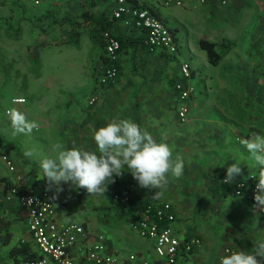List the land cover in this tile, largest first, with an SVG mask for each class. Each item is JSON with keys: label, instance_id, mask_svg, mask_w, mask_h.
<instances>
[{"label": "crops", "instance_id": "0c3cea01", "mask_svg": "<svg viewBox=\"0 0 264 264\" xmlns=\"http://www.w3.org/2000/svg\"><path fill=\"white\" fill-rule=\"evenodd\" d=\"M139 2L175 32L179 51L176 55H171L162 49L151 51L143 45H134L127 53L120 55L118 79L115 82L103 83L99 80V76L105 69L102 57L105 51L89 33H85L78 44L61 41L66 32L72 29L70 23L65 24L67 18L78 17L85 11L99 10H107L111 16L114 1L108 5L103 3L93 7L87 0H42L39 5H36L34 0H0V25L6 22L2 18V8L10 5L11 8L22 13L16 24L22 19L25 30L36 33L38 40L52 37L50 36L52 32L62 38L57 41L55 49L58 53L64 52L65 56L57 64L55 77L46 78L44 85L56 86L55 92L58 93L66 87L76 88L80 83L78 80L80 76H85L89 80L87 84L89 97H76L74 94L63 95V93L60 96L55 95L54 99L49 97L48 100L43 94L37 95L35 103L42 105L35 108L34 103H31L28 110L24 109L26 118L38 120L39 130L46 128L41 131L42 135L52 133L51 124L56 121L55 134L69 135L68 142L72 147L89 151L96 148L92 139L94 131L107 123L121 119L135 122L141 129L149 132L157 142L167 143L172 150V158L184 162V171L180 178L169 176L167 183L159 189L152 190L139 187L137 181L127 171L124 172L123 179L125 182L134 183L137 186L136 193L142 198L160 203L169 202L173 205L176 221L172 226L178 236L181 238L199 236L202 239V246L188 255L184 264H219V257L224 254L225 249L249 251L254 249L257 242L264 241V212L256 207L255 201L246 196H235L232 191L226 194L212 192V188L216 186L213 181L214 172L233 162H244L241 164L240 176L250 172L258 174L257 166L241 141L250 139L258 133L264 134V127H251L241 120L232 122L234 118H230V112L224 109L223 100L218 101L220 88L226 85L228 78L221 71L222 62L214 65L215 68H219L217 72H210L212 66L206 63L207 53L203 49V52L199 51L201 48L195 43L184 41L181 27L171 25L169 16L158 9L159 2L154 0H139ZM192 5L196 6L194 2ZM47 12H51L52 15L39 20L40 16ZM55 18L64 21V24L54 26ZM34 21L38 26H32ZM113 29L116 34L126 35L130 39L135 38L133 31L135 28L127 25L125 21L115 20ZM184 44L186 46L182 50ZM44 45L49 46L52 43H43L42 47ZM35 46L32 47L30 65L40 67L43 60L40 56L35 57ZM184 62L191 65L192 84L196 87V93L189 101L188 120L181 122L178 117L179 100L175 84L180 79L181 64ZM229 78L234 81L236 79L231 75ZM227 85H230L228 81ZM92 96H96L93 102H91ZM47 101L53 105L51 109L49 108V112L58 110L60 114L46 115L44 102ZM211 107L215 108V111H209ZM240 128L245 132L240 131ZM15 173L4 176L0 172V188L3 184L1 179L5 177L15 179ZM108 186L111 193H114V185L110 183ZM0 194L4 195L5 191H0ZM52 196L56 209L58 199ZM166 196L172 199H166ZM11 203L13 206L17 205V199L13 198L12 201L7 202V205ZM56 213L61 221L67 222L59 215L58 210ZM21 225V223L13 224L14 231L12 226L13 238L7 244L12 249L18 243V240H14V236L32 241L26 223L23 224L24 226ZM128 227L129 229L124 227L113 237H106L108 252L123 259L137 254L155 264H160L153 250V243L140 237L136 231ZM129 230L146 242L140 243L132 234H128ZM87 231L90 235H97L90 229L89 223H87ZM89 244L90 242H84L76 247L78 264H95L88 262L85 257ZM213 246L215 250L210 254V247ZM11 251L8 252L10 259ZM260 264H264V260H261Z\"/></svg>", "mask_w": 264, "mask_h": 264}, {"label": "rangeland", "instance_id": "374dc122", "mask_svg": "<svg viewBox=\"0 0 264 264\" xmlns=\"http://www.w3.org/2000/svg\"><path fill=\"white\" fill-rule=\"evenodd\" d=\"M154 1L158 3L157 0ZM190 3L182 8L166 7L161 4H157V7L169 16L171 25L181 27L182 36L186 43H195L199 47L197 43L202 38L218 43L222 40L235 42V47L221 63V71L228 78L226 85L220 88V95L218 96L220 100L218 101L223 100L224 109L230 112V118H234L232 122L241 120V122L247 123L251 127L263 128L264 0H233L227 6L220 5L219 0H217L215 14H212V1L205 5L196 6L192 5L193 2ZM1 14L6 22H4V25H0L2 26L0 28V145L16 162L17 171L15 179L8 177L1 179L3 184L0 191L5 189L7 181L11 182L12 185L17 184L19 182L18 176L23 177L32 168H35L37 178L42 182L40 190H48L58 199L56 209L64 221L87 222L93 233L103 234L106 237L119 234L124 227L129 229L130 224L119 214L123 205L112 197L113 193L109 188L106 189L104 194L91 195L86 189H75L70 184L62 182V190L57 191L54 187H50L47 180L43 178V173L39 167V159L54 158L56 152L53 146L57 143L68 148L72 147L68 142L69 135L55 134L57 130L56 121L51 124L52 133L42 135L41 131L46 128L39 130L38 123L40 122L35 118L28 117L26 118L27 121L35 125L32 129L33 133L28 135L14 134L7 115L8 110H17L26 116L24 109L27 108L26 110H28L31 103H34L35 108L42 105L35 103L36 96L42 94L48 100L49 97L54 99L55 95L60 96L63 93V95L74 94L76 97H89V85H87L89 80L85 76H80L78 80L81 85L78 82L76 88L73 86L66 87L65 90L61 89V92L58 91V93L55 92L57 90L56 86L47 87L46 84L44 85L46 78L55 77L56 69H58L57 64L65 56L64 52L58 53L55 49L57 41L62 38L57 37L55 32H52L50 34L52 37L39 39L43 43H52V45H44L40 48V59L43 60V63L40 67L32 66L30 65L32 47L39 41L36 33L26 31L21 22L22 19L16 24V21L22 15L20 10H14L10 5H5ZM33 25L38 26V23L34 21L32 22ZM185 46L186 44H184L182 50ZM199 51L203 52L202 49H199ZM206 63L212 66L210 72L213 73L219 70L208 61ZM230 75L236 78L235 81L229 80ZM227 81L230 85H227ZM20 96L25 97L26 104L16 105L13 103V100ZM95 97L92 96L91 102ZM20 106L23 108L21 109ZM44 106L46 107L44 111L46 115L60 114L58 110H54L52 113L49 112V108L51 109L53 106L51 102H44ZM208 110L215 111V108L211 107ZM40 127L43 126L40 125ZM240 129V131L245 132L243 128ZM29 149L36 153V157L28 158L24 156V152ZM17 152L28 160V164L17 156ZM0 172L4 176L12 175V172L1 159ZM246 197L249 198L248 195ZM166 199L172 198L166 196ZM128 234H132L140 243L146 242L131 230L128 231ZM16 237L14 236V240H18V243L14 247H17L22 240L27 241L24 237ZM215 246L210 247V254L215 250ZM10 249L12 248L8 245H0V258L6 263L13 264L9 258Z\"/></svg>", "mask_w": 264, "mask_h": 264}, {"label": "built area", "instance_id": "2783aa9c", "mask_svg": "<svg viewBox=\"0 0 264 264\" xmlns=\"http://www.w3.org/2000/svg\"><path fill=\"white\" fill-rule=\"evenodd\" d=\"M161 5L172 8L186 7L190 2L195 5H205L210 0H157ZM233 0H219L222 6L229 5ZM42 0H34L39 5ZM113 16L118 21H125L133 28L147 30L145 39L146 47L154 51L162 49L171 55L179 51V44L175 32L167 26L158 16L147 8H139L130 0H114ZM103 37L106 41V53L112 62L111 67L104 70L100 77L103 83L115 82L120 75V68L114 63L119 60L120 41L110 32L105 31ZM192 68L190 63L181 64L180 79L175 84L178 94V117L181 122H186L190 113L189 101L196 93V87L192 84ZM95 99L92 100V102ZM16 105L26 103L23 97L13 100ZM9 111V110H8ZM7 111V113H8ZM0 159L11 172H16V162L0 145ZM257 174L250 172L244 176L238 175L235 187L232 191L235 196H246L255 201L257 193ZM225 174H222L217 184L223 185ZM22 176H18L20 181ZM124 174L114 177L112 183L115 187L114 199L128 207L131 198L136 192V185L124 181ZM233 184V183H232ZM230 185V184H226ZM17 199V204L26 216V225L31 234L32 241L38 250L44 255L39 261H25L21 264H78L76 259V247L80 243L90 242L85 257L88 262L95 264H155L153 261L140 255L132 254L122 257L108 252V240L103 234L90 235L82 223L63 222L56 213L54 199L48 190H38L26 193L19 187L11 188L4 195L0 194V201H12ZM256 202V201H255ZM130 227L140 237L153 243V250L160 264H184V260L194 250L202 246L199 236L181 238L172 226L176 221V212L169 202L144 201L139 207H134Z\"/></svg>", "mask_w": 264, "mask_h": 264}, {"label": "clouds", "instance_id": "9594fccd", "mask_svg": "<svg viewBox=\"0 0 264 264\" xmlns=\"http://www.w3.org/2000/svg\"><path fill=\"white\" fill-rule=\"evenodd\" d=\"M7 115L14 134L28 135L35 127L17 110L10 109ZM92 139L96 146L94 151L68 148L57 143L53 146L54 158L39 159L43 178L50 187L62 190L63 182L75 189H86L91 195L104 194L108 185L114 182V177H120L127 171L139 187L152 190L167 183L169 176L180 178L183 175L184 162L172 158L170 146L157 142L133 121L121 119L107 123L94 131ZM241 144L257 166L258 191L254 199L256 207L264 212V134H255L242 140ZM24 156L34 158L36 153L29 149ZM242 163L233 162L225 167L223 183L236 182L242 172ZM261 260H264V241L257 242L249 251L225 249L219 257V264H260Z\"/></svg>", "mask_w": 264, "mask_h": 264}, {"label": "trees", "instance_id": "16d2710c", "mask_svg": "<svg viewBox=\"0 0 264 264\" xmlns=\"http://www.w3.org/2000/svg\"><path fill=\"white\" fill-rule=\"evenodd\" d=\"M93 7H97L99 5L111 4L114 0H87ZM135 6L139 8H144L139 0H130ZM212 1V14H215L217 7V0ZM51 12L45 13L43 16H40L39 20L45 19L51 16ZM115 18L113 13H110L107 10L103 11H85L80 14L78 17L67 18L66 23H70L72 25V29H69L66 32L65 37L61 41L62 43L67 44H78L81 41L82 36L85 33H89L92 39L97 42L105 51L103 54V63L104 70L111 67L112 62L106 53V41L103 37V33L105 31L112 32L116 38L120 41V49L118 54H124L129 51V48L136 45H143V47L147 48L145 45V39L147 35V30L144 28H135L133 29L135 33V38H129L123 34H116L113 30ZM64 21H58L55 18L54 26L63 25ZM82 26V28H80ZM199 46L207 53L208 61L213 65H219L222 60L226 57V55L235 47V42L229 40H222L221 42H213L206 38H202L198 41ZM43 46V42H38L36 44V52L35 57L39 58V48ZM148 49V48H147ZM120 68V57L119 60L114 63ZM17 156L22 159V161L28 164V160L17 152ZM226 175V168H218L213 174V181L216 186L212 188V192L214 194L223 193L233 191L235 187V183L230 185H219L217 184L218 178L222 175ZM41 181L37 178L35 168H32L30 172L25 174L21 180L17 184H11V182L7 181L5 183V193H7L13 187H19L24 192L30 193L40 190ZM114 198V193L112 195ZM150 199L142 198L139 194H134L131 198L128 207L123 205L120 216L124 219L128 220V223L133 217L134 207L141 206L144 201H148ZM15 223H26V216L23 213L21 207L17 204H9L7 205L5 201H0V245H7L13 238L12 226ZM84 227L87 229V223H83ZM44 258V255L38 250L33 241H20L17 247H14L11 251V260L13 264H21L25 261H39ZM0 264H8L4 262L0 258Z\"/></svg>", "mask_w": 264, "mask_h": 264}]
</instances>
